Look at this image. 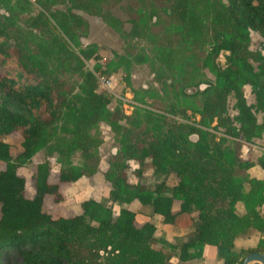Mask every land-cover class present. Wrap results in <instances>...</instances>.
I'll return each mask as SVG.
<instances>
[{
  "label": "trees",
  "instance_id": "16d2710c",
  "mask_svg": "<svg viewBox=\"0 0 264 264\" xmlns=\"http://www.w3.org/2000/svg\"><path fill=\"white\" fill-rule=\"evenodd\" d=\"M35 1L41 11L31 16L30 22L46 32L48 22L42 11L48 12L71 40L72 28L81 27L84 22L71 8L99 14L91 6L97 0H67V14L50 9L51 4L62 0ZM225 1L221 3L223 12L214 18L219 20V26L213 29L201 57L214 79L205 89L195 91L200 94V104L190 108L199 114L197 123L172 120L169 126L160 128L156 126L157 118L147 119L150 124L155 123L149 137L147 121L139 129L141 123L124 114L120 107H107L108 97L95 90L93 73L82 69V61L76 55L71 54L70 61L81 77L80 91L74 100L65 103L59 83L43 72L42 62L37 61L36 65L27 52L10 46L7 32L0 28V250L17 249L20 264H169L170 254L178 260L200 257L204 244L215 246V256L221 264H240L242 256L251 251L264 253V236H259L252 246L234 248V239L240 234H264V214L259 210L264 204V178L248 174L247 169L254 162L239 157L241 144L237 140L215 137L199 127L208 126L215 119L213 128H223L225 134L240 136L245 142L264 131V117L257 121L253 113L264 108V0ZM163 2L169 19L185 26L175 40L196 37L200 20L189 0ZM130 20L129 34L138 35L135 17ZM249 30L260 36L262 51L248 48ZM222 50L227 53L220 65L215 58ZM79 52L88 59L94 49L80 48ZM157 52L158 58L168 63L174 55L172 40L166 42V47L157 48ZM104 64L106 68L111 66L110 61ZM187 65L182 66L184 72ZM99 67L95 63L94 68ZM186 71L189 73L190 67ZM244 84L250 86L253 103L245 100ZM228 94L234 98L237 126L225 114ZM170 103L172 112L187 117L184 108L176 106L177 99ZM60 118L67 135L57 138L53 146L47 141ZM100 121L118 136L119 143L103 171L109 184V202L87 197L79 202L77 212L52 216L42 207L45 196L58 202L62 198L59 183L73 182L96 171L100 139L95 129ZM13 133L20 136V149L11 155L7 136ZM194 134L196 137L192 138L190 135ZM39 149L46 154L55 152L59 167L55 181H50L48 159L37 162L33 192L26 195L24 176L16 169ZM74 152L79 155L77 164L70 159ZM129 160L136 163L132 169L134 181L128 180ZM147 160L153 173L149 183L142 180ZM255 163L264 167V158L258 157ZM171 173L169 183L166 179ZM134 200L139 204L137 209L130 206ZM236 201L243 204L241 214L235 211ZM113 204L117 205L116 213ZM143 208L147 218L136 225V214ZM178 215L189 217L188 239L183 240L176 233L171 239L156 234L158 224L175 225ZM155 242L160 246H153Z\"/></svg>",
  "mask_w": 264,
  "mask_h": 264
},
{
  "label": "rangeland",
  "instance_id": "374dc122",
  "mask_svg": "<svg viewBox=\"0 0 264 264\" xmlns=\"http://www.w3.org/2000/svg\"><path fill=\"white\" fill-rule=\"evenodd\" d=\"M221 3L225 4L226 1L189 0V5L198 11L200 30L196 37H186L179 41H176L175 38L185 31V26L176 24L169 19L168 9L163 0H97L91 6L99 14L71 8L84 20L81 27L72 28L74 40L62 33L48 12L42 11L48 22L46 32H42L30 22V17L39 10L41 11L35 0H0V28L7 32V42L10 46L19 47L27 52L34 64L37 61L42 62L40 65L43 72L59 83L60 93L64 97L65 103L74 100L80 91L81 77L77 71L73 70L70 61L71 54H74L82 61V69L93 73L96 82L95 90L108 97V108L120 107L124 114L130 115L135 121L141 123L139 129H142L147 119L152 118L158 119L156 126L165 128L169 126L172 120L197 123L199 114L190 107H199L200 94L195 93V91L205 89L214 79L213 74L202 64L201 57L207 50L213 29L219 26V20L214 21V18L223 12ZM67 5V0L57 1L51 4L50 9L53 12L61 11L67 14ZM103 14H107V16ZM131 17H135L137 22L138 35L129 34L132 24ZM66 19L69 20L70 18L66 15ZM248 35V48L261 50L259 46L261 38L258 33L249 30ZM170 40H172L174 55L173 58L171 55L167 63L158 58L157 48L166 47V42ZM80 48L94 49V52L90 58L85 59L79 52ZM226 53L222 50L217 54L215 60L220 65L224 64ZM106 61L111 62L109 68H106L104 64ZM95 63L100 64L98 69L94 68ZM186 63L188 65L184 72L182 66ZM251 63L255 65V62L252 61ZM188 67H190L189 73L186 71ZM99 75L108 78L107 86L100 85L97 81ZM242 90L246 102L253 103L254 98L250 86L244 84ZM176 99L178 100L176 106L184 108L187 117L170 110L172 106L170 102ZM225 109V114L229 117L231 124L237 126L238 123L234 119L236 113L234 98L231 94L227 96ZM253 113L256 120L261 121L264 117V108L255 109ZM62 121L63 119L60 118L55 123V127L51 130V138L47 143L54 146L57 138L66 137L67 129H65V123ZM120 122L127 125L124 119H121ZM214 123L215 119H212L208 126L199 125V127L212 132L215 137L222 135L229 140H237L240 144L249 145L240 136L233 138L232 135L225 134L223 128H213ZM154 124H150V122L146 124L148 137L154 133L155 128L152 127ZM95 131L100 139L98 145L99 161L96 171L90 176H81L73 182L59 183V193L62 198L58 202H54L45 196L42 207L52 216L69 215L72 212H77L79 202L87 197L109 202L107 199L109 184L103 177V171L108 167V160L119 146L118 136L102 121L98 122ZM190 136L196 137L195 134ZM19 140L18 133L7 136L11 155L20 149ZM250 143H253L255 147L250 144L247 148L243 146L241 148L240 145L239 157L253 162L258 157L264 158V152L260 149L264 146V131L258 137H253ZM55 157V152L46 154L43 149H39L28 161L17 167V172L23 174L25 179L24 192L26 195L33 192L34 169L37 162L48 159L50 163L49 180L55 181V173L59 167V162ZM70 159L73 164H77L79 162L78 152H74ZM128 163L126 170L128 180L134 181L136 176L132 169L136 163L133 160H129ZM2 166L3 161H0V168ZM151 169L152 166L147 160L142 168V180L148 181V183L153 181ZM262 169L259 177L264 178V167ZM166 180L169 183L172 182V173L168 175ZM130 206L137 209L139 204L134 200ZM113 209L116 213L117 205L113 204ZM259 210L264 214V204L259 206ZM143 211H139L137 214L136 225L147 218L146 208H143ZM188 222L189 217L187 215H178L176 224L173 226H161L156 223V225L158 224L156 234L159 236L167 235L171 239L173 232L183 240L188 239L191 236L186 226ZM159 226L161 228H158ZM243 236L242 234L240 237ZM248 242L236 239L234 247L237 249L239 245L247 246L245 243ZM153 246L158 247L160 243L155 242ZM164 249L169 252L172 251L168 247H164ZM20 260V253L17 249L0 250V264H20ZM167 262L169 264H221V260L215 256L212 249H207L203 256L189 260H177L174 255L170 254Z\"/></svg>",
  "mask_w": 264,
  "mask_h": 264
},
{
  "label": "crops",
  "instance_id": "0c3cea01",
  "mask_svg": "<svg viewBox=\"0 0 264 264\" xmlns=\"http://www.w3.org/2000/svg\"><path fill=\"white\" fill-rule=\"evenodd\" d=\"M246 144H251L255 147V145L253 143H250V142H246ZM249 145H247L249 147ZM247 148V146L244 144H241V148L243 147ZM258 165L257 163L254 162V164L252 166H250L248 169H247V172L249 173L250 176H254L256 178H263V177H259V174H260V171L263 170L262 167L260 165ZM234 207H235V211L237 214H241L243 213L244 211V208H243V204L241 201H236L235 204H234ZM138 214V213H137ZM136 214V216H137ZM145 220V219H144ZM161 226H164L163 224ZM173 226V225H172ZM173 233V232H172ZM247 234V235H246ZM246 234H243L244 236L243 237H240L242 234L238 235L235 237L234 239V244H235V240L236 239H242L243 242H248L249 240H251V242H248V243H245L247 246H252L255 244L257 238L259 236H264V234H261L259 232H251V233H246ZM250 234V235H249ZM247 246H244V245H239V247H247ZM235 248V247H234ZM213 250L214 253H215V246L214 245H211V244H204L203 248H202V254L201 256H203L205 254V251L206 250ZM176 258V257H175ZM177 259V258H176ZM178 260V259H177Z\"/></svg>",
  "mask_w": 264,
  "mask_h": 264
},
{
  "label": "water",
  "instance_id": "95a60500",
  "mask_svg": "<svg viewBox=\"0 0 264 264\" xmlns=\"http://www.w3.org/2000/svg\"><path fill=\"white\" fill-rule=\"evenodd\" d=\"M264 264V253L261 251H251L242 256L240 264L252 263Z\"/></svg>",
  "mask_w": 264,
  "mask_h": 264
},
{
  "label": "built area",
  "instance_id": "2783aa9c",
  "mask_svg": "<svg viewBox=\"0 0 264 264\" xmlns=\"http://www.w3.org/2000/svg\"><path fill=\"white\" fill-rule=\"evenodd\" d=\"M97 79H98L97 81L100 83V85L107 86V84H108V82H109L108 78L105 77V76H102V75H99V76L97 77ZM243 143H244V142H243ZM260 149L264 152V146L260 147Z\"/></svg>",
  "mask_w": 264,
  "mask_h": 264
}]
</instances>
